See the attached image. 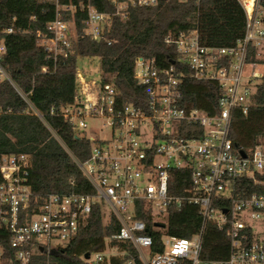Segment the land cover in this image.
<instances>
[{
    "label": "built area",
    "instance_id": "built-area-1",
    "mask_svg": "<svg viewBox=\"0 0 264 264\" xmlns=\"http://www.w3.org/2000/svg\"><path fill=\"white\" fill-rule=\"evenodd\" d=\"M48 1L55 5V18L37 37L46 57L54 62L73 51L79 36L78 17L84 24L82 33L100 39L114 17L125 18L130 8L159 2L110 0L113 10L100 11L92 0ZM239 1L246 25L236 45H205L198 28L166 38L181 52L189 75L174 63L158 68L154 59L136 58L134 77L146 92L142 105L123 101L117 88L103 81L100 69L89 72L78 67L74 102L51 113L62 116L90 140V155L76 162L93 191L35 195L28 184L30 157L0 154V228L11 231V244L18 248L14 263H6L0 249V264H32V256L39 253L49 259L78 235L96 206L105 223L114 217L119 224L110 240L130 243L132 249L111 247L117 251L108 256L104 254L107 247L89 252V258L83 255L88 264L124 255V264H264V192L236 195L243 177L264 185V137L246 151L235 148L231 137L233 113L248 112L264 76V0ZM116 42L109 39V44ZM6 51L1 39L0 54ZM252 51L260 60H249ZM187 77L214 82L220 88L217 111L182 103ZM4 78L9 79L0 63V80ZM90 120L100 123L90 124ZM176 169L189 174L188 186L179 195L170 188ZM184 203L197 206L201 217V227L191 237L169 234L166 228L168 208ZM144 214H150L152 231L160 233L161 249H154L155 236L139 217ZM210 222L229 237L230 250L224 260L203 258L204 233Z\"/></svg>",
    "mask_w": 264,
    "mask_h": 264
},
{
    "label": "trees",
    "instance_id": "trees-1",
    "mask_svg": "<svg viewBox=\"0 0 264 264\" xmlns=\"http://www.w3.org/2000/svg\"><path fill=\"white\" fill-rule=\"evenodd\" d=\"M92 3L100 11L113 10L110 0H92ZM55 13L54 3L48 0H0V40L4 39L7 47V51L0 54V63L9 77L0 80V154L30 157L28 184L38 196L51 192L93 191L76 162L90 155V140L81 136L62 116L51 113L52 109L58 110L74 102L80 58L98 57L103 81L111 82L123 101L142 105L146 92L134 77L136 58L154 59L158 68L174 63L189 75L191 71L182 63L181 52L166 41L168 36L198 28L205 45L230 47L243 38L246 25V13L239 0H159L154 6L130 8L125 18L114 17L100 39L84 35V24L78 17L79 36L73 51L54 62L46 57L37 33L46 31ZM111 38L117 42L109 44ZM249 60L260 58L252 51ZM44 67L47 71L42 70ZM220 93L214 82H198L187 77L182 85V103L214 113L218 110ZM231 137L234 147L245 151L264 137V76L257 83L248 112L236 110L233 113ZM188 183L187 170L173 171L172 193L182 194ZM236 191V195L243 197L254 191L264 192V185L243 177ZM139 217L152 231L150 214ZM200 227L197 206L184 203L180 208H168L169 234L191 237ZM118 230L116 218L105 223L101 208L96 206L74 239L53 252L49 259L41 253L33 255L32 264H88L83 258L86 252H98L107 246L132 249L130 243L110 240ZM152 234L154 249H161L160 233L152 231ZM11 241V231L0 228V249L6 263L16 262L18 248L13 247ZM229 250L226 230L210 222L204 233L203 258L224 260ZM126 259V255L114 256L101 264H124Z\"/></svg>",
    "mask_w": 264,
    "mask_h": 264
},
{
    "label": "rangeland",
    "instance_id": "rangeland-1",
    "mask_svg": "<svg viewBox=\"0 0 264 264\" xmlns=\"http://www.w3.org/2000/svg\"><path fill=\"white\" fill-rule=\"evenodd\" d=\"M78 67L85 69L86 71H95L100 69V60L98 57H85V58H80L78 61ZM97 75V73L95 74ZM258 81V79H257ZM90 124H95L100 123V121L96 120H90ZM117 250L114 248H111L110 246H107V248L104 250V254L107 256L110 255L113 252H116Z\"/></svg>",
    "mask_w": 264,
    "mask_h": 264
},
{
    "label": "water",
    "instance_id": "water-1",
    "mask_svg": "<svg viewBox=\"0 0 264 264\" xmlns=\"http://www.w3.org/2000/svg\"><path fill=\"white\" fill-rule=\"evenodd\" d=\"M241 153L245 155V153H244L243 151H241ZM89 256H90V253H89V252H86V253L84 254V257H85V258H89Z\"/></svg>",
    "mask_w": 264,
    "mask_h": 264
}]
</instances>
